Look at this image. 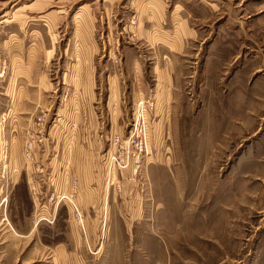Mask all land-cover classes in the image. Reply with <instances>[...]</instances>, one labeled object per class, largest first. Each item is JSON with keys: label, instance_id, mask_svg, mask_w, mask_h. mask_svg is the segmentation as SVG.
I'll return each instance as SVG.
<instances>
[{"label": "rangeland", "instance_id": "1", "mask_svg": "<svg viewBox=\"0 0 264 264\" xmlns=\"http://www.w3.org/2000/svg\"><path fill=\"white\" fill-rule=\"evenodd\" d=\"M147 2L0 0V264H264V0H162L191 39L168 64L170 105L147 118L140 167L98 160L79 191L47 169L91 45L89 69H105L123 102L98 131L129 130L140 71L122 49L145 48ZM157 60L144 58L148 80Z\"/></svg>", "mask_w": 264, "mask_h": 264}, {"label": "crops", "instance_id": "2", "mask_svg": "<svg viewBox=\"0 0 264 264\" xmlns=\"http://www.w3.org/2000/svg\"><path fill=\"white\" fill-rule=\"evenodd\" d=\"M146 6L148 10L144 11L145 16H143L142 22L145 24L142 28L145 48L143 50L134 49L132 53L122 49L124 64L134 71L135 69L140 71V73L135 74L133 80L135 88L129 94L132 96L133 102L140 98L152 96L156 103V111L167 110L171 99V90L168 89L173 87L167 67L175 55L185 50V42L191 39V29L185 17H181L178 21L174 20L173 15L177 6L172 7L168 19L162 7V0H148ZM165 20L167 21L164 22ZM93 47L94 45H91L86 49L88 53L85 56L87 66L78 69V63H76L73 67L76 84L70 97L71 101L63 110L65 111L64 118L61 116L62 119L57 120L60 126L58 134L53 137L50 136L51 132L49 133L50 139H55L54 142L57 145L54 147L50 158L48 151L43 155L45 159L49 158L47 169L52 171L55 180L56 176L58 180L69 174L70 178L73 177L74 185L78 191L82 187L85 190L84 185H80L79 176L92 175L95 168L98 167V160L105 166V154L101 152L104 147L103 138L106 139L107 136L104 133L100 134L98 128L103 122L110 123V127L111 123L114 125L113 119L115 120L117 116L110 115V111L121 110L123 103L121 92L116 87V80L109 74H105V69L103 71L98 70L99 72L95 76L94 72L89 69L88 62H93L94 57L99 55L97 49H93ZM158 55L160 60H157V63L152 62L154 63L150 70L152 79L148 80L142 69L144 58L152 60ZM131 58L135 60H130ZM158 63L161 64V69L156 72ZM102 74L104 75L103 80H101ZM61 199V201L54 203L55 211L57 207L65 205L68 198L62 197ZM71 202L74 203L73 200ZM74 205L76 206L75 203ZM5 220L11 231H15L12 225L13 221L11 220L10 223L8 219Z\"/></svg>", "mask_w": 264, "mask_h": 264}, {"label": "built area", "instance_id": "3", "mask_svg": "<svg viewBox=\"0 0 264 264\" xmlns=\"http://www.w3.org/2000/svg\"><path fill=\"white\" fill-rule=\"evenodd\" d=\"M155 108L156 103L154 98L138 99L134 104L130 128L126 135L123 138L120 136H111L108 138V149L111 151L110 154H108V151L105 153V166L108 170H113V168L123 170L133 167V172L137 171L140 167L141 159L147 154L149 141L147 134V118ZM37 123L42 126L46 125L43 118H38ZM37 143L38 142L32 137L27 140L23 150V157L27 162H32L34 160L33 149H35ZM112 185L113 184H111V186ZM116 187L119 189L118 184ZM108 188L109 187H107V189ZM69 202L75 212L76 219L81 222L77 207L70 200Z\"/></svg>", "mask_w": 264, "mask_h": 264}]
</instances>
